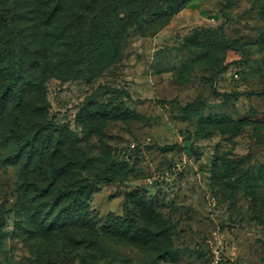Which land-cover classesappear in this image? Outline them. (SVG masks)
<instances>
[{
  "label": "rangeland",
  "instance_id": "rangeland-1",
  "mask_svg": "<svg viewBox=\"0 0 264 264\" xmlns=\"http://www.w3.org/2000/svg\"><path fill=\"white\" fill-rule=\"evenodd\" d=\"M262 5L193 0L157 33L141 37L132 28L120 61L91 84L71 78L82 64L70 59L60 79L51 70L62 62L50 55L54 48L39 54L47 120L82 139L87 156L109 154L122 176L102 182L89 199L98 234L88 244L37 237L20 194V168L8 165L15 147L11 117L0 109V264H264ZM30 12V0H0V93L7 79H35L34 53L41 50ZM219 26L226 47L209 54L182 48L190 34ZM217 36L209 32L201 41ZM16 91L4 100L11 112L19 106ZM89 97L136 117L107 120L97 135H87L76 114ZM42 99L26 89L27 118ZM212 116L245 125L234 134L208 135L211 127L201 119ZM130 193L154 203L158 219L149 226L161 232L158 244H134L104 229L125 226V209L134 213Z\"/></svg>",
  "mask_w": 264,
  "mask_h": 264
},
{
  "label": "trees",
  "instance_id": "trees-1",
  "mask_svg": "<svg viewBox=\"0 0 264 264\" xmlns=\"http://www.w3.org/2000/svg\"><path fill=\"white\" fill-rule=\"evenodd\" d=\"M191 1L30 0V26L34 43L41 50L34 53L30 76L35 79L30 82L7 79L6 89L0 93V109L7 111L11 117L15 147L8 156V165L20 168V194L37 237L62 240L77 237L78 246L88 244L98 234L88 208L89 199L102 182H112L122 176V165L110 159L109 154L104 152L96 157L87 156L81 148L82 139L65 125L47 120L45 83L39 79L46 71L39 54L43 55L54 48L50 55L62 62L54 64L51 70L60 79L67 74L64 72L67 63L82 64L81 68L71 73V78L82 77L86 84H91L120 61L127 44L128 30L137 29L141 37L157 33ZM232 1L225 0L228 3ZM260 1L263 5L258 12L264 27V0ZM209 32H218L216 40L201 41V37ZM261 41L264 42V32ZM226 43L223 29L219 26L217 30L190 34L182 48L190 50L197 46L209 54L212 47L224 48ZM15 88L19 106L17 111L11 112L4 100ZM27 88L43 97L37 101L34 116L28 118L24 100ZM94 100V97H89L76 114L79 125L87 135H97L107 120L136 117L134 112L118 104L110 106ZM201 123L211 127L208 135L215 130L221 134H234L245 125L243 119L213 116L202 118ZM127 199L134 213L125 209V226H108L104 229L134 244H158L162 234L149 226L158 219L154 203L135 193L128 194ZM117 220L121 219L117 217ZM137 224L141 226L135 227Z\"/></svg>",
  "mask_w": 264,
  "mask_h": 264
}]
</instances>
